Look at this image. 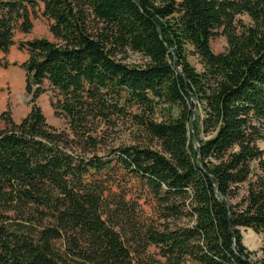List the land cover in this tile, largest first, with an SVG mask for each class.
<instances>
[{
  "label": "trees",
  "instance_id": "16d2710c",
  "mask_svg": "<svg viewBox=\"0 0 264 264\" xmlns=\"http://www.w3.org/2000/svg\"><path fill=\"white\" fill-rule=\"evenodd\" d=\"M40 4L52 37L16 41ZM13 45L32 106L0 112V264H264V0H0ZM131 118L156 146L101 154Z\"/></svg>",
  "mask_w": 264,
  "mask_h": 264
},
{
  "label": "rangeland",
  "instance_id": "374dc122",
  "mask_svg": "<svg viewBox=\"0 0 264 264\" xmlns=\"http://www.w3.org/2000/svg\"><path fill=\"white\" fill-rule=\"evenodd\" d=\"M41 8L40 4L36 6L32 12L31 18L33 27L29 33L25 34L19 31L15 32L16 41L43 36L48 38L52 37L49 31L50 21L41 15ZM239 18L245 23L250 22V19L246 14L239 16ZM211 47L216 53L224 51L226 47V40L224 36L217 35L213 38L211 40ZM3 57H5L9 62L16 61L21 63L27 58V52L19 49L16 45H13L7 54L0 52V58ZM117 57L129 65H142L146 62V59L140 53L131 50H127L123 54H118ZM188 60L196 68H200L198 59L195 56L189 55ZM5 74L7 77L8 74H11L10 78H6ZM24 86L25 73L22 68L18 65H10L7 68L0 67V112L8 108L11 112L13 120L16 122L23 118L30 111L32 106V95L26 93ZM34 103L41 108L49 125L55 128H63L67 126L65 121L57 117L54 113L51 106L50 91L41 94L38 98H36ZM133 113L142 115V110L134 108ZM154 117L159 120L163 117L162 112L157 110ZM136 120L131 118L123 123L121 122L112 130L108 129L109 132L105 136V144L102 145L103 148H101L102 150L100 153L102 154L104 148H108L110 145L117 146L119 144H143L155 147V140L145 133L143 127ZM195 145H197L196 141ZM146 209L148 210V208ZM241 234L242 242L250 252V258L255 260L260 255V247L263 243L262 235L247 227L241 228Z\"/></svg>",
  "mask_w": 264,
  "mask_h": 264
},
{
  "label": "bare ground",
  "instance_id": "6f19581e",
  "mask_svg": "<svg viewBox=\"0 0 264 264\" xmlns=\"http://www.w3.org/2000/svg\"><path fill=\"white\" fill-rule=\"evenodd\" d=\"M10 76H11V74H8V77H9V78H10ZM5 77L8 78L6 74H5Z\"/></svg>",
  "mask_w": 264,
  "mask_h": 264
},
{
  "label": "crops",
  "instance_id": "0c3cea01",
  "mask_svg": "<svg viewBox=\"0 0 264 264\" xmlns=\"http://www.w3.org/2000/svg\"><path fill=\"white\" fill-rule=\"evenodd\" d=\"M13 47V46H12ZM14 62V61H13Z\"/></svg>",
  "mask_w": 264,
  "mask_h": 264
}]
</instances>
